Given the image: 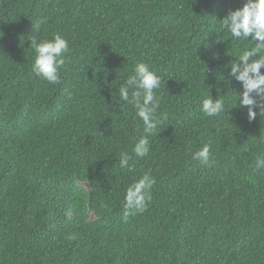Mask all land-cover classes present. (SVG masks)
Wrapping results in <instances>:
<instances>
[{"label": "trees", "instance_id": "1", "mask_svg": "<svg viewBox=\"0 0 264 264\" xmlns=\"http://www.w3.org/2000/svg\"><path fill=\"white\" fill-rule=\"evenodd\" d=\"M244 3L0 0V264H264V118L249 121L229 75L252 41L222 27ZM57 32L70 51L51 84L28 36ZM141 61L163 97L143 158V123L118 96ZM210 95L225 103L215 117ZM206 143L210 166L191 159ZM149 170L151 201L125 221L126 189Z\"/></svg>", "mask_w": 264, "mask_h": 264}, {"label": "clouds", "instance_id": "2", "mask_svg": "<svg viewBox=\"0 0 264 264\" xmlns=\"http://www.w3.org/2000/svg\"><path fill=\"white\" fill-rule=\"evenodd\" d=\"M222 27L234 40L252 41V46L245 48L235 62L231 63L229 75L242 83L243 92L238 94L239 106L247 107L249 121L255 120L257 115L264 118V72L261 71L264 68V0H245L243 7L230 11L225 16ZM35 31H39V25H36ZM31 33L28 40L35 53L32 70L51 84L59 83L60 69L65 63V55L70 51L68 40L59 32L47 39H40ZM160 87L161 77L150 65L141 61L135 65L133 74L118 88L119 98L134 107L136 116L143 123L146 135L139 138L133 147V152L140 158L147 156L151 150L147 137L159 133L161 119L157 112L163 97L156 92ZM201 110L206 116L215 117L225 110V103L210 95L202 100ZM129 159L127 153H122L119 157L120 167H129ZM191 159L210 166L214 162L211 144L206 143L192 152ZM255 166L257 170L264 169V156L257 157ZM155 182V177L149 170L129 184L123 205L125 221L129 216L146 210Z\"/></svg>", "mask_w": 264, "mask_h": 264}]
</instances>
